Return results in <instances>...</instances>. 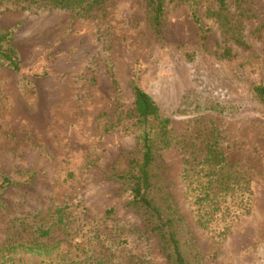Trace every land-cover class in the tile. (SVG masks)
Returning <instances> with one entry per match:
<instances>
[{
  "label": "rangeland",
  "instance_id": "obj_1",
  "mask_svg": "<svg viewBox=\"0 0 264 264\" xmlns=\"http://www.w3.org/2000/svg\"><path fill=\"white\" fill-rule=\"evenodd\" d=\"M11 4L0 3V32L13 31L22 69L0 63V181L13 182L0 191V264H171L116 177L139 147L132 79L172 122L158 169L188 262L264 264V105L252 92L264 83V0H227L228 22L207 15L218 0H168L163 38L146 0H109L88 17ZM213 130L253 191L225 234L197 222L182 176Z\"/></svg>",
  "mask_w": 264,
  "mask_h": 264
},
{
  "label": "trees",
  "instance_id": "obj_2",
  "mask_svg": "<svg viewBox=\"0 0 264 264\" xmlns=\"http://www.w3.org/2000/svg\"><path fill=\"white\" fill-rule=\"evenodd\" d=\"M107 1L109 0H12L11 5L15 9H65L88 17ZM146 1L151 27L158 37L163 38L164 14L168 0ZM218 2V9L208 8L207 15L228 22L225 13L227 0ZM193 18L201 39L206 40L210 28L194 10ZM238 42L242 43L241 40ZM0 63L17 71L22 69L13 31L9 29L0 32ZM112 84L116 88L119 85L115 76H112ZM131 84L135 96L139 147L138 152L131 156L128 169L116 174V177L123 185L127 196L126 204L137 210L151 234L159 238L161 249L171 259V264H190L182 246L183 217L171 196L162 190L158 169L161 150L173 144L172 122L169 117L161 114L156 100L135 79H132ZM252 92L255 99L264 105V83H255ZM209 108L214 109L213 106ZM228 110L224 112L223 109L225 116H231L229 113H232V109ZM206 140L204 148L186 152L182 176L197 222L204 228L220 222L218 224H222L221 233L225 234L234 219L249 214L252 209L251 179L245 169L228 162L219 133L215 130L208 131ZM180 148L184 149V144ZM12 183L8 177H3L0 191L7 189ZM56 213L58 220L64 221V208L59 207ZM37 232L41 236L49 234L48 229H39ZM7 262L19 264L11 256H7Z\"/></svg>",
  "mask_w": 264,
  "mask_h": 264
}]
</instances>
